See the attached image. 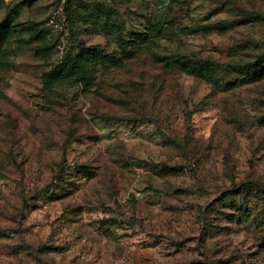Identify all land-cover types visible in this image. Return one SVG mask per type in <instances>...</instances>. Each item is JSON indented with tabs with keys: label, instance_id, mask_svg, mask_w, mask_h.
I'll return each instance as SVG.
<instances>
[{
	"label": "rangeland",
	"instance_id": "obj_1",
	"mask_svg": "<svg viewBox=\"0 0 264 264\" xmlns=\"http://www.w3.org/2000/svg\"><path fill=\"white\" fill-rule=\"evenodd\" d=\"M0 24V264H264V0H0ZM90 45L113 60L45 84Z\"/></svg>",
	"mask_w": 264,
	"mask_h": 264
},
{
	"label": "trees",
	"instance_id": "obj_2",
	"mask_svg": "<svg viewBox=\"0 0 264 264\" xmlns=\"http://www.w3.org/2000/svg\"><path fill=\"white\" fill-rule=\"evenodd\" d=\"M19 26H15L13 30H19ZM9 35L8 27L4 24H0V50H2L5 41ZM142 34H137L132 42L138 45V38H141ZM113 60V57L107 53L102 52L97 46H81L77 48L76 52L69 56L64 65L58 67L45 76V84L55 86L57 88H67L72 83H82L91 80L97 69L109 64ZM179 63L187 67L189 61L184 58L177 59ZM216 66L213 64H203L202 70L206 74H213ZM243 78L248 81H255L264 76V60L256 62L246 68H243ZM170 170V169H169ZM86 169L82 168V173Z\"/></svg>",
	"mask_w": 264,
	"mask_h": 264
}]
</instances>
